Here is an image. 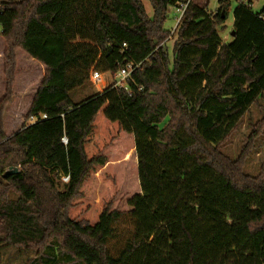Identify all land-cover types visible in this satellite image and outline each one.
Segmentation results:
<instances>
[{
  "label": "trees",
  "instance_id": "obj_1",
  "mask_svg": "<svg viewBox=\"0 0 264 264\" xmlns=\"http://www.w3.org/2000/svg\"><path fill=\"white\" fill-rule=\"evenodd\" d=\"M210 1L149 0V16L142 0H0V240L32 251L25 264H264L250 143L220 151L264 99V5ZM21 52L44 70L27 103ZM93 68L114 80L75 101ZM8 110L25 111L9 133Z\"/></svg>",
  "mask_w": 264,
  "mask_h": 264
},
{
  "label": "rangeland",
  "instance_id": "obj_2",
  "mask_svg": "<svg viewBox=\"0 0 264 264\" xmlns=\"http://www.w3.org/2000/svg\"><path fill=\"white\" fill-rule=\"evenodd\" d=\"M200 3H203L204 0H196ZM146 12L149 16L153 15V9L149 2V0H142ZM219 0H211L210 1V9L215 10L218 7ZM236 4L235 0H232V8ZM264 5V0H259L255 4V10H260ZM181 15V9L175 6L170 7L168 11V19L166 21V28L173 31V29L177 25V20ZM234 23L232 10L229 13V17L226 21L227 29L222 33L223 39L225 41H230L231 36L230 33L232 31V26ZM174 38L169 40V53L172 56V46H173ZM3 50V39L0 36V54ZM20 56V64H19V78L16 82V98H21L23 103H27L30 100L31 95L36 90L37 86L40 84L44 70L43 67L32 61L31 63L28 62V56L23 54L22 52L19 53ZM2 63V56L0 55V66ZM0 95L3 92V74L0 68ZM114 79L110 77L109 73H103L102 78L95 82L93 80H89L85 86L76 90L72 93V98L75 101H80L88 96L96 93L101 92L107 87ZM25 95L22 98L21 94ZM16 101V102H17ZM15 105V104H14ZM13 105V106H14ZM25 115V111L20 113H13L12 111L8 110L6 113V128L5 131L7 133L10 132L9 125L11 123L10 119L13 116H18L21 120L19 124L23 121V116ZM13 122V119H12ZM263 123V124H262ZM17 124L19 127L20 125ZM164 122L161 123L164 126ZM17 127V128H18ZM257 130V132H255ZM249 152L244 158V165L243 171L246 175L251 177H262L264 180V99H260L257 103L253 104L245 116L240 121L237 128L232 132L229 138L220 145V151L231 158L232 160L237 159L240 155L244 153L245 147L249 144ZM63 182H66L65 178H61ZM68 181V180H67ZM9 198L16 199V195L14 193L9 194ZM124 207V205H122ZM34 256L33 252L30 250H19L16 247L6 246L0 240V264H25V262Z\"/></svg>",
  "mask_w": 264,
  "mask_h": 264
},
{
  "label": "built area",
  "instance_id": "obj_3",
  "mask_svg": "<svg viewBox=\"0 0 264 264\" xmlns=\"http://www.w3.org/2000/svg\"><path fill=\"white\" fill-rule=\"evenodd\" d=\"M259 0H239V2H243L244 4H246L248 7H252L255 8V4L256 2H258ZM187 7V4H182L180 9H181V15L177 20V24L180 21V18L182 16V14L184 13L185 9ZM260 18L264 21V13H262L260 15ZM133 67L129 66L127 68H122L117 74H116V86H119L121 88H124L126 90H128V85H127V80L130 77L131 71H132ZM102 78V73L99 70L96 69H92L90 72V79L97 82ZM43 117H46L45 115ZM31 121H35V118H31ZM64 141L66 142V138H64ZM65 180H68V176L64 177Z\"/></svg>",
  "mask_w": 264,
  "mask_h": 264
},
{
  "label": "water",
  "instance_id": "obj_4",
  "mask_svg": "<svg viewBox=\"0 0 264 264\" xmlns=\"http://www.w3.org/2000/svg\"><path fill=\"white\" fill-rule=\"evenodd\" d=\"M232 34H233V32H232ZM17 171H18L17 168H15L14 170H9L8 172H9V173H10V172H11V173H13V172L15 173V172H17Z\"/></svg>",
  "mask_w": 264,
  "mask_h": 264
}]
</instances>
